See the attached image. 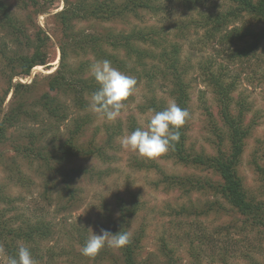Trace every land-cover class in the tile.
Segmentation results:
<instances>
[{
  "label": "rangeland",
  "instance_id": "obj_1",
  "mask_svg": "<svg viewBox=\"0 0 264 264\" xmlns=\"http://www.w3.org/2000/svg\"><path fill=\"white\" fill-rule=\"evenodd\" d=\"M44 1L47 4L50 1L54 3L45 14H31L33 25L29 30L33 34L42 30L40 36L43 37L46 33L50 37L48 63L40 66L41 71L33 69L29 77H16L13 80L14 83L33 84L34 93L27 98L26 104L30 109L36 110L38 109L33 104L39 100V96L44 93L54 96L49 90L46 77L54 73L60 65L62 31L53 15L65 5V0ZM68 1L76 3L79 0ZM115 1L122 3L125 0ZM162 3L165 13L153 14L144 11L138 17L128 16L115 22L83 21L77 24V30L100 34L110 29L114 33L130 34L133 29L155 28L159 32L165 31L170 39L178 40L184 34L181 30L188 29L186 25H190L191 20L200 21L202 16L224 14L234 8L225 0H162ZM189 7L193 9L190 10ZM240 28L241 22L228 24L216 33L199 27L191 30L186 39L179 40L183 44L181 61L188 70L186 80L189 82L190 94L187 147L207 156L228 149L227 138H224L226 135L219 136L224 134V127L219 119L216 95L198 68L199 64L213 62L210 66H215L223 84H234L231 97L245 103L248 109L245 123L250 126L251 131L237 169L249 195L264 204V54L261 50L258 57L246 63L244 60L233 63L228 61L223 50L235 51L236 48L247 47L254 42L248 37L242 42L229 43V33ZM261 28L263 25L256 22L251 27L253 33ZM8 40L0 32V44ZM136 46L144 50L150 48L141 43ZM263 48L264 44H261V49ZM159 51L160 49L155 50L157 54ZM118 54L120 58L126 56L121 49ZM70 57L73 65L84 59L81 52L76 59H73L72 54ZM86 58L92 63L99 61H94L92 56ZM126 62L125 69L132 72L128 75L135 77L138 83L136 91L126 102L127 107L116 120L101 119L90 108L86 112H74L71 107L73 102L63 99L65 104L70 105L72 113L54 135H42L39 125L33 122L34 119L23 118L24 124L10 131L7 143L0 147V189H3L6 197L4 203L0 201V212L9 225L19 227L22 223L39 222L50 229L45 239L39 238L27 245L23 242L16 243V249L20 245L30 249L36 264H114V261L122 264L119 249L105 246L100 250L105 252L103 255L97 254L90 258L81 254L83 244L80 243L83 236L87 239L92 232L100 234V230L105 229L108 214L116 219L121 215V200L128 206L134 201L140 204L139 212L132 218L129 227L131 236L142 235L137 264H166V258L160 253L163 239L175 248L179 264H194L187 252L188 240L185 239L189 234L197 237L209 235L212 230L225 224L242 226L238 223L242 220L239 214L208 187L202 190L196 188L186 193L154 186V182L161 178L160 172L192 176L203 182L219 185L221 180L213 171L180 165L167 152L147 159L122 149L120 138L139 127H146L154 113L148 107L147 100L150 96L155 94L167 104L173 101L169 95V82L146 70L158 66L157 59H145L140 63L135 57H129ZM86 76H90V72ZM6 88V84H1L2 92ZM12 97L10 93L6 100V109ZM73 116L75 119L80 116L87 122L79 143L84 147L102 146L106 157L100 159L65 155L64 146L68 148V133L74 128ZM27 132H39L35 149L43 152L46 157L44 162L29 156V153L22 155L16 152L17 146L31 149L30 140L23 137ZM107 158L110 161H105ZM143 161L149 165L157 164L159 169L142 168L138 162ZM213 203L219 209L218 214L210 212L199 217L176 215L182 207L189 209L196 206L199 208L197 211L201 208L205 211ZM2 224L3 219L0 225ZM217 241L218 247L215 249H210L205 244L202 246V264H224L220 260L222 254H226V264H254V261L264 264V234L260 232L234 230L231 236L221 237ZM0 248H3V243ZM246 256L252 259L247 260ZM8 257L5 251L0 254V264H7ZM111 257L116 260L111 261Z\"/></svg>",
  "mask_w": 264,
  "mask_h": 264
},
{
  "label": "trees",
  "instance_id": "obj_2",
  "mask_svg": "<svg viewBox=\"0 0 264 264\" xmlns=\"http://www.w3.org/2000/svg\"><path fill=\"white\" fill-rule=\"evenodd\" d=\"M42 1L43 3H41V0H0V32L9 39L8 42L3 41L0 44V147L7 143L10 131L24 124L23 118L34 119L32 121L35 124L42 126V128L38 126L39 132L47 136L50 133L54 135V132L60 130V126L67 122L72 110L74 112L76 110L82 112L88 110L90 95L97 90L99 85L91 75L86 76L90 65L93 64L86 57L92 56L94 61L107 59L111 61L113 67L127 75L132 73L125 69L126 60L129 57H135V60L140 63L145 59H157L158 66L150 69L146 68V70L156 77L161 76L162 79L167 80L170 84L169 95L171 99L181 108H186L190 113L189 82L186 80L188 70L186 64L181 61L183 44L179 40L189 37L191 30L203 27L216 33L228 24L241 22L242 28L231 31L227 40L229 43L242 42L250 37L254 42L247 47L236 48L235 51L223 50L228 56V61L230 60V63H233L234 61L244 60V63H246L252 58L258 57L261 50L264 54V48L261 49V44H264V0H225L231 3L234 8L224 14L202 16L200 21L191 20L192 25H186L188 29L181 30L184 34L179 36L178 40L170 39L165 31L159 32L155 28L133 29L130 34L114 33L110 29L100 34L77 30V24L83 21L115 22L126 19L128 16L138 17L144 11L153 14L165 13L166 10L163 9L162 0H125L122 3L115 0H95L94 2L79 0L76 3L65 0L62 10L53 15L62 31L59 46L61 51L60 65L54 73L46 77L49 90L54 93V96L49 93L42 94L39 96V100L33 104V107L38 110L30 109V106L26 104L27 98L34 93L35 87H33V84L14 83L13 80L16 77H29L35 67L45 66L48 63L50 37L46 33L43 37L40 36L42 30L35 34L29 30L33 25L32 15L45 14L54 3V1H50L47 4V1ZM189 8L190 10L193 9L192 7ZM254 22L260 23L263 28L253 33L251 27ZM139 43L144 46L148 45L150 48L144 50L136 46ZM120 49L124 50L126 55L124 58L119 57L118 52ZM156 49H160L158 54L155 52ZM80 52L83 54L84 59L78 62L77 65H73L70 62V54L74 57L73 59H76ZM211 64L213 62L199 64L198 68L202 71V74L206 77V82L208 85L210 84L216 95V101L219 104V119L224 127V134H219V136L226 135L224 138H227L228 149L219 150L213 156L196 153L191 151L190 148L188 149V118L180 129L179 140L173 142L174 147L167 153L171 159L180 165L213 171L217 174L221 183L214 185L209 181L203 182L200 178L178 176L164 172H160L161 178L154 182L156 187L163 186L168 190H179L186 193L196 188L202 190L208 187L219 194L230 208L242 218L241 221H238L242 224L241 228L236 225L225 224L212 230L209 235L203 234L197 237L189 234L185 240H188L187 252L194 264H202L201 249L204 244L210 249H215L218 247L216 246L218 244L217 240L224 236H231V232L234 230L241 229L242 232L257 231L264 234V204L249 195L237 169L244 155L246 141L251 131L250 126L245 123V115L248 109L245 103L238 102L231 97L234 84L224 85L220 74L215 70V66H210ZM1 84L7 85L4 92H2ZM10 93L13 97L8 109H6V100ZM63 99H69L73 102L72 110H70V105L63 102ZM148 99V107L153 112L162 111L167 106L166 101L158 98L155 94ZM72 119L74 128L68 133L69 137L66 141L68 148L64 146L65 155L100 159L106 157L102 146L90 145L84 147L79 143L87 122L86 119L80 116L77 119L73 116ZM39 132L23 134V137L30 140L31 149L17 146L16 152L22 155L29 153V156L44 162L46 157L43 152L35 149L37 136L40 137ZM105 161L110 160L107 158ZM138 163L142 168L159 169L157 164L150 163L149 165L145 161ZM5 200L3 189H0V201L4 203ZM119 205L121 215L116 219L108 214V222L104 228L113 234L120 230L129 233L131 220L139 212L140 204L134 201L128 206L121 200ZM196 209L199 208L196 206H191L189 209L182 207L176 215L199 217L206 216L210 212L216 214L219 212L214 203L205 211L202 208L200 211ZM2 219L0 244L3 243V249L8 253V256L16 254L17 242H23L27 245L36 239H45L50 230L39 222L22 223L19 227L9 225L2 212H0V223ZM141 236L134 237L130 234L129 243L119 249L122 255V264H137L140 243L142 242ZM85 239V236H83L80 243L84 244ZM168 243L170 242L163 239L160 245V253L166 258V264H179L175 248ZM103 253L105 252H98L102 255ZM246 259L251 260L252 258L246 256ZM110 260L114 261L116 258L111 257ZM220 260L226 264V254H222ZM253 263L260 264L256 261ZM114 264L119 263L114 261Z\"/></svg>",
  "mask_w": 264,
  "mask_h": 264
},
{
  "label": "clouds",
  "instance_id": "obj_3",
  "mask_svg": "<svg viewBox=\"0 0 264 264\" xmlns=\"http://www.w3.org/2000/svg\"><path fill=\"white\" fill-rule=\"evenodd\" d=\"M90 75L99 85L91 93L89 108L99 118L107 121L116 120L127 107L126 101L134 94L137 79L121 72L112 66L107 59L90 65ZM190 117L186 108H181L175 101H170L162 111H155L149 118L146 127H139L120 138L122 149L137 153L139 156L152 159L168 152L174 147L173 142L180 138V129ZM130 234L120 230L112 232L101 229L100 234L89 236L81 248V254L94 258L105 246L120 249L127 245ZM0 248V254H3ZM7 264H36L30 249L20 245L14 256H9Z\"/></svg>",
  "mask_w": 264,
  "mask_h": 264
},
{
  "label": "bare ground",
  "instance_id": "obj_4",
  "mask_svg": "<svg viewBox=\"0 0 264 264\" xmlns=\"http://www.w3.org/2000/svg\"><path fill=\"white\" fill-rule=\"evenodd\" d=\"M41 68H42V67L37 66V67L34 68V70H36V71H41Z\"/></svg>",
  "mask_w": 264,
  "mask_h": 264
}]
</instances>
